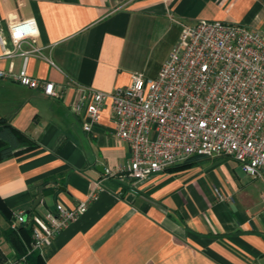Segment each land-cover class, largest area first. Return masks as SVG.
Returning <instances> with one entry per match:
<instances>
[{"label":"crops","instance_id":"0c3cea01","mask_svg":"<svg viewBox=\"0 0 264 264\" xmlns=\"http://www.w3.org/2000/svg\"><path fill=\"white\" fill-rule=\"evenodd\" d=\"M27 19L44 54L28 58L27 73L54 82L61 97L0 79V138L9 126L35 146L0 160V199L8 214L32 212V223L58 204L75 209L95 197L40 252L45 264H264L263 181L238 184L228 161L203 157L141 184L108 177L106 169L130 159L108 104L89 133L69 108L75 84L106 93L128 85L145 48L173 30L166 55L147 76L155 77L182 23L220 20L264 34V0H0L6 31L9 20ZM22 62L0 58V68L18 71ZM215 190L233 202L218 201ZM8 223L0 211V264H24L5 237Z\"/></svg>","mask_w":264,"mask_h":264},{"label":"built area","instance_id":"2783aa9c","mask_svg":"<svg viewBox=\"0 0 264 264\" xmlns=\"http://www.w3.org/2000/svg\"><path fill=\"white\" fill-rule=\"evenodd\" d=\"M31 19L0 22V58L20 56V70L0 68L6 79L47 97L60 98L54 82L27 73L29 57H44L33 42ZM52 64V62L50 61ZM70 111L84 132L99 123L108 104L118 140L128 144L126 166L105 170L134 184L192 157L234 160L242 172L264 182V34L238 23L199 19L182 23L178 39L153 78L141 72L111 93L73 86ZM218 201L233 202L215 190ZM95 200L89 195L75 209L58 204L43 219L34 217L30 249L41 252ZM25 213L12 215L17 231Z\"/></svg>","mask_w":264,"mask_h":264},{"label":"trees","instance_id":"16d2710c","mask_svg":"<svg viewBox=\"0 0 264 264\" xmlns=\"http://www.w3.org/2000/svg\"><path fill=\"white\" fill-rule=\"evenodd\" d=\"M4 137L0 138V160L4 161L12 157V151L21 147H25V151H30L35 148L34 144L26 138L23 134L15 129L7 126L4 129ZM9 138V139H8ZM24 151V150H23ZM202 157H192L183 163L172 167L170 171L178 172L184 171L194 167L199 159ZM0 211L5 214L7 219L8 228L5 234L7 241L10 243L14 250L15 256L18 260H23L24 264H45L40 252L32 251L30 249L31 235H32V223L29 222L32 212L26 213L24 222L17 229L13 231L10 229L9 224L12 220V215L7 213L4 202L0 199Z\"/></svg>","mask_w":264,"mask_h":264},{"label":"rangeland","instance_id":"374dc122","mask_svg":"<svg viewBox=\"0 0 264 264\" xmlns=\"http://www.w3.org/2000/svg\"><path fill=\"white\" fill-rule=\"evenodd\" d=\"M177 26H174V29ZM172 32L173 30H171V32H168L166 34H164L162 37L157 38V41L154 45L150 46L149 49L145 48L144 54H143V59H142V67L140 70V72H143L146 77L151 75L152 71L157 68L159 62L164 58V56L166 55L168 49H169V45L171 44V40H172ZM170 33V34H169ZM207 161H228L231 165L234 166V173L236 175V177L239 179H237V183L239 184H253V179H251L249 176H247L246 174H244L240 168V166L231 158H227V157H218L215 159H207ZM259 182H262L261 180H259ZM262 190H264V187L262 188Z\"/></svg>","mask_w":264,"mask_h":264},{"label":"water","instance_id":"95a60500","mask_svg":"<svg viewBox=\"0 0 264 264\" xmlns=\"http://www.w3.org/2000/svg\"><path fill=\"white\" fill-rule=\"evenodd\" d=\"M40 200H41V197L39 196V198L36 200V202H34L32 209H34L40 203Z\"/></svg>","mask_w":264,"mask_h":264}]
</instances>
